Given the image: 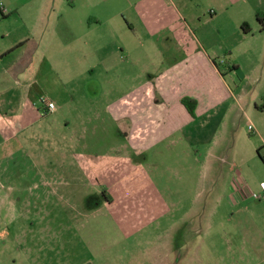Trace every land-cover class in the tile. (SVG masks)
<instances>
[{
    "label": "crops",
    "instance_id": "obj_1",
    "mask_svg": "<svg viewBox=\"0 0 264 264\" xmlns=\"http://www.w3.org/2000/svg\"><path fill=\"white\" fill-rule=\"evenodd\" d=\"M224 1L223 20L212 22H220V55L228 59L227 70L241 74L237 84L226 78L220 55L205 49L181 16L177 7L182 0H136V24L143 32L135 38L152 47L155 61L148 53L124 50L116 67L103 66L112 70L108 85L114 89L137 82L132 92L106 106L116 130H76L53 148L50 129L61 99H45L38 90L53 73L65 87L61 75L69 67L61 55L79 44L75 52L85 57L90 35L107 21V12L96 14L88 0H0V247L11 248L14 263L32 264L37 251H51L50 221L56 217L60 235L70 228L82 240L85 230L92 237L94 227L115 239L122 226L124 240L150 226L162 235L173 229L178 199L167 185L160 189L153 183L163 166L160 153L173 152L181 142L192 150L205 145L234 106L236 125L248 122V133L264 144V50L250 42L260 30L255 15L264 18V0ZM200 23L197 19L195 28ZM261 27L264 31V22ZM131 30L137 34L133 24ZM135 63L140 66L133 76L128 66ZM99 65L76 67L74 74L90 77ZM42 98L54 104L52 112ZM183 98L195 103L193 116L181 104ZM95 190L101 198L90 218L106 225L92 222L87 228L85 201ZM135 193L138 208L122 209L118 221L111 219L106 208L112 200L128 201ZM90 242L86 249L94 250ZM100 243L102 251L114 247L112 238ZM67 246V241L59 243L60 249ZM159 258L158 264L163 262Z\"/></svg>",
    "mask_w": 264,
    "mask_h": 264
},
{
    "label": "rangeland",
    "instance_id": "obj_2",
    "mask_svg": "<svg viewBox=\"0 0 264 264\" xmlns=\"http://www.w3.org/2000/svg\"><path fill=\"white\" fill-rule=\"evenodd\" d=\"M88 1L95 6L93 12L96 14L102 16L107 12V21L98 25L90 35V45L84 49L85 57H82V53L75 52L80 50L79 44H74L73 49L61 55L62 63L66 62V67H69L66 73L60 74L65 87H60V79L53 73L50 80H44V88L38 90V94L45 99H61L53 114L50 129L53 148H59L60 140L69 139V133L76 130H116L115 122L111 121L105 110L106 106L117 97L132 92L137 82L129 87L126 84L120 89H114L108 85L111 69L125 57L123 52L127 50L140 52L141 55L143 52L148 53L151 60L156 59L152 47L149 44L141 45L138 41L140 39L135 38L143 32L136 24L140 17V7H134L133 4L136 0ZM227 6L224 0H182L177 8L191 30L196 32L204 48L220 55V22L214 23L212 20H223ZM209 9L214 10L215 14L210 16L207 12ZM197 19L201 26L195 28ZM132 24L137 34L131 30ZM93 34H97V37ZM255 37L256 40L250 42L254 44L256 41V45H261L263 51L264 31L261 26ZM217 60L222 64L226 78L237 84L241 74L232 73L233 69L227 70L226 55L221 54ZM97 61L100 65L95 67L90 77L86 74H74L76 67L84 69L88 65L95 66ZM107 65H111V69L105 71L103 66ZM138 66L140 65L137 63L132 68L128 66L131 75L135 76ZM71 98L74 102H70ZM39 103L37 107L42 105ZM237 111L238 107L234 106L226 113V119L219 125V131H212L204 147L199 146L192 150L181 142L178 148L172 149L173 152L164 150L160 153L158 162L163 166L156 172L153 183L160 189L167 185L168 190L178 199L174 213L177 224L173 229L166 230L162 235L158 229L155 230V226H150L141 233L129 234V238L124 240L122 226H119L121 234L115 239L111 234L108 238L102 228L96 232L94 227L92 237L90 238V234L87 237L85 230L82 240L70 228L67 232L62 231L63 234L60 235V219L56 217L50 221L51 251H37L30 263L158 264L156 261L163 257V262L159 264H264V144L258 136L248 133V122L242 120L236 125ZM251 122L254 123L252 118ZM128 128L129 124L125 122V129ZM99 198L101 196L98 197L95 190L94 193H89L85 201L86 211L82 218L87 228L91 227L92 222H99L103 227L106 225L100 219L96 221L90 218ZM138 198V193H135L128 201L112 200L106 208L108 215L118 221L122 209L138 208ZM164 223L163 227L166 226ZM110 238L114 241V247L100 250V242H107ZM47 240L48 238L45 239L46 242ZM64 241H67L68 246L60 249L59 243ZM87 241L96 245L94 250L86 249L89 244L85 243ZM162 243L168 247L160 248ZM102 246L106 244L102 243ZM11 252L10 247H0V264H17L18 261L14 263L10 257Z\"/></svg>",
    "mask_w": 264,
    "mask_h": 264
},
{
    "label": "trees",
    "instance_id": "obj_3",
    "mask_svg": "<svg viewBox=\"0 0 264 264\" xmlns=\"http://www.w3.org/2000/svg\"><path fill=\"white\" fill-rule=\"evenodd\" d=\"M256 21L263 26V22H264V18L263 16L256 14L255 15ZM244 30V27H241ZM181 104L183 105V107L187 110V112L189 113V115L193 116V110L195 107V103L189 99L183 98L181 100ZM258 154V151H257Z\"/></svg>",
    "mask_w": 264,
    "mask_h": 264
},
{
    "label": "built area",
    "instance_id": "obj_4",
    "mask_svg": "<svg viewBox=\"0 0 264 264\" xmlns=\"http://www.w3.org/2000/svg\"><path fill=\"white\" fill-rule=\"evenodd\" d=\"M40 101L45 105L47 112H52L54 110L55 107L52 102L46 101L45 99H41ZM248 129H250V127ZM262 193H263L262 198H264V187H262ZM255 197L258 198V196H255Z\"/></svg>",
    "mask_w": 264,
    "mask_h": 264
}]
</instances>
